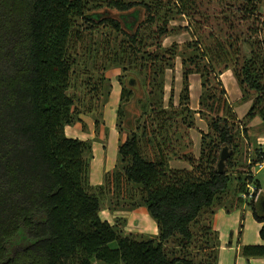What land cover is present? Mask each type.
Wrapping results in <instances>:
<instances>
[{
	"label": "trees",
	"instance_id": "1",
	"mask_svg": "<svg viewBox=\"0 0 264 264\" xmlns=\"http://www.w3.org/2000/svg\"><path fill=\"white\" fill-rule=\"evenodd\" d=\"M225 1L234 5L239 21L253 18L245 37L250 55L241 56L238 36L224 41L214 34L212 43L203 44L192 33L183 44H164L166 37L190 29L171 22L198 11V0H0V264H217L218 206L231 210L248 204L264 223V211L255 206L263 186L253 172L264 162V149L255 145L253 155L245 153L237 112L221 78L232 69L241 98L257 94L249 113L263 103L258 111L264 117V0ZM96 4L118 10L120 18L95 11ZM102 26L116 33L108 62L126 74L118 76L117 163L102 184L94 185V139L68 136L65 128L88 129L82 114L94 118L97 132L105 122L113 85L105 74L93 82L89 72ZM178 57L183 86L175 104L173 89L166 102V72L175 69ZM82 70L88 100L69 92L73 75ZM195 73L201 76L199 109L190 105ZM105 81L108 91L100 104ZM139 84L146 89L145 98L137 99L141 115L122 139L127 107ZM197 113L209 128L201 131L199 157L190 133L198 128ZM226 146L230 156L220 172ZM175 158L192 168L172 167ZM109 195L131 208L144 207L156 220L158 234L127 231L125 217L114 223L102 218ZM260 234L264 240V224ZM202 243L213 251L209 259L192 254ZM241 250L247 258L264 257V243Z\"/></svg>",
	"mask_w": 264,
	"mask_h": 264
},
{
	"label": "rangeland",
	"instance_id": "2",
	"mask_svg": "<svg viewBox=\"0 0 264 264\" xmlns=\"http://www.w3.org/2000/svg\"><path fill=\"white\" fill-rule=\"evenodd\" d=\"M198 1H199V5H198L199 9H197L198 11H193L191 13H188L185 16H179V19L173 20L171 22V24L174 26L189 25L190 29H185V28H188V26L185 27L180 32L181 34L176 37L177 39H174V37H170L171 35L166 37L164 39V44L170 45L172 42L176 40H178L177 42L183 44V42L193 38L192 33L194 34V36L196 34L198 38L200 39V41L203 42V44L212 43L214 41V37H213L214 34H216L218 38L224 41L225 40L227 41L228 39L233 40L234 36H238L239 38L238 42H240L239 45L241 47V56L243 57V55H250L251 50L248 45V42L245 41V37L247 36V27L253 23V18L250 17L248 20L239 21L238 20L239 13L238 12L234 13L235 11L234 5H229V4L227 5L225 0H198ZM93 9L95 11L102 12L106 16H112L114 18H120L121 16V13L118 10L113 9L111 7L108 8L106 5L96 4ZM222 10H224V12H222ZM260 10L264 14V2H262V6L260 7ZM263 32H264V29H263ZM115 37H116V33L112 28H110V26H107V27L102 26L100 31L95 35L94 45L99 49H98L97 56L94 58L93 66H92L91 61L89 62L90 63L89 72H91L93 76L92 78L93 82L97 81V78L99 75L105 74L107 77L111 79V82L120 83L118 80V76L120 74H126L123 72L121 66H118L116 64H111L110 62H108L106 52L109 50V48H113L115 46ZM177 59L180 60L181 57ZM174 73H176L175 69H174ZM133 74L136 76V73H133ZM169 74H171V70H169ZM85 76L86 74L84 73V70L79 71L77 72V74L73 75L72 77L73 85L71 89L69 90V92L73 94L77 93L78 96H81L82 99L85 98V100H88L90 98L89 97L90 95L86 93L87 88L85 85L81 84V82L85 81L84 80ZM229 76L231 77V80L225 77L226 81H224L222 76L221 78L227 89L229 101L232 102L233 107L237 112L235 116V122H236V125L239 126L238 135L240 137L238 138V140L243 144L245 148V153L247 155L249 154L253 155L255 145L262 146L264 149V117L258 111L260 107L263 106V103H258V107H256V111L253 114H250L249 111L251 109V106L254 103V99L257 94L254 92H251L250 96H248L245 99H242L241 97L243 93L240 89V86L237 82V79L232 69H230L229 71ZM138 80H140L139 77H138ZM172 81H173L172 84L169 85L166 89L167 90L166 96H165L166 102H168L169 100L172 89L173 91L175 89V79L173 78ZM99 89H100V92L102 93L100 94L99 92L100 97L97 99L100 100L99 103L101 104L105 99L106 92L108 91V81H105L102 84V86L99 87ZM238 90L240 92L241 97L234 100L236 95L238 94ZM145 96H146V89L141 84H139V86L135 88V97L129 103L127 107L126 116L124 117L123 138L122 139H124L127 136V134L136 127L137 121L139 120L141 111H142L140 108V104L137 103V99L142 98V97L145 98ZM174 102L175 104L179 103V98L177 99L175 94H174ZM117 109L118 107L116 108V111H115L116 115H117ZM82 115L88 116V114H82ZM200 117H201L200 114L196 115V119L197 118L200 119ZM144 119L143 118L140 119L141 122H143ZM202 119H203L202 122H204L205 119L204 118ZM243 126L246 127L247 132L243 131L244 130ZM197 129L199 130V132L202 131L200 130V128H197ZM96 133L98 132L96 131ZM107 133L110 134L109 129L107 130ZM193 147H194V140H193L192 149ZM247 148L249 150H247ZM260 164L261 163L256 164L253 167V172L260 179L262 186H263L262 188H263V193H264V166L261 167ZM249 190L250 192H252L254 190V186L251 185ZM250 200H252L251 196L247 198L248 202ZM242 206L243 205L232 208V210H235V209L240 210L241 224H239L238 227H240L241 229L244 228L243 223L245 221L246 211L250 210L249 208H246V207L243 210ZM139 208L140 207L131 208V206L128 203H125L123 199L122 200H118L116 198L110 199V195H109L108 197L104 199L103 209L101 210L100 214L102 218L104 219H107V216L109 218L113 217L114 215L118 216V214H125V215L128 214L131 216L132 211H136ZM109 211L112 212V215H109ZM206 215L212 216L211 213H207ZM130 227L133 228V231L136 230V226L134 224H132V226ZM212 252H213L212 250L206 249L204 247V243H202L193 249L192 254L198 259L206 260V259H209L208 255L213 254ZM94 264H100V262L98 260H95Z\"/></svg>",
	"mask_w": 264,
	"mask_h": 264
},
{
	"label": "crops",
	"instance_id": "3",
	"mask_svg": "<svg viewBox=\"0 0 264 264\" xmlns=\"http://www.w3.org/2000/svg\"><path fill=\"white\" fill-rule=\"evenodd\" d=\"M180 34L181 33L173 34L170 37H174V39H177L176 37ZM176 61V73H174V70L172 69H168L166 72V89L169 85L172 84V80L174 78V94L178 99L183 86V76L182 60L176 59ZM169 70H171V74H169ZM229 71L230 69L224 71L221 75L224 81H226V78L231 80V77L229 76ZM121 90L122 88L120 83L114 82L109 100L105 104V123L99 128L98 133H96L95 120L91 115H82L83 119L88 124V129L84 130L76 125H67L65 128L67 135L71 137H78L80 139L96 138L93 140L94 157L91 162L90 170V181L94 185L102 184L104 182L105 172L113 169L117 163L118 146L121 135L117 127V115L115 111L120 103ZM190 90L191 107L194 109H199L200 95L202 93L200 74L195 73L190 76ZM240 97L241 95L238 90V94L236 95L234 100ZM198 114L199 113H197L196 115ZM202 120L203 119L201 117L200 119L197 118L198 128H200V130L202 131H208V123L205 120L204 122H202ZM108 129L110 130V134L107 133ZM190 133L194 140V147L192 150L194 152V155L196 157H199L201 153L202 134L196 128H192L190 130ZM170 164L172 167L176 168H192L191 164L188 161L178 158L172 159L170 161ZM261 195L263 198L261 197ZM261 200H264L263 188L261 189L260 194L255 199V206L258 212L260 214H263L264 209L262 208H264V201L262 202ZM242 207L243 210L245 209V207L250 209L246 211L243 229L238 227L239 224H241V215L239 209L232 210L231 208V210H228L225 205H221L216 208V212L214 214V227L219 234L220 240L218 246L217 264H264V257L257 256L247 258L242 253L241 249L243 245L264 243V240L260 234V229L264 223L258 221L255 218L251 206H249L248 204H244ZM109 215H112L111 211H109ZM116 217H125L127 219L125 225V229L127 231L150 235H156L159 232L156 220L150 216V214L144 207H140L138 210L132 211L131 216L128 214H118V216L114 215L111 218L107 216V219L111 223H114ZM132 224L136 226V230L134 231L133 228L130 227L132 226Z\"/></svg>",
	"mask_w": 264,
	"mask_h": 264
},
{
	"label": "water",
	"instance_id": "4",
	"mask_svg": "<svg viewBox=\"0 0 264 264\" xmlns=\"http://www.w3.org/2000/svg\"><path fill=\"white\" fill-rule=\"evenodd\" d=\"M230 156V152L228 147H224L221 151V156H220V160L218 163V167H219V171L223 172L225 169V164H226V160L229 158Z\"/></svg>",
	"mask_w": 264,
	"mask_h": 264
},
{
	"label": "built area",
	"instance_id": "5",
	"mask_svg": "<svg viewBox=\"0 0 264 264\" xmlns=\"http://www.w3.org/2000/svg\"><path fill=\"white\" fill-rule=\"evenodd\" d=\"M260 166L263 167V166H264V162H262V163L260 164Z\"/></svg>",
	"mask_w": 264,
	"mask_h": 264
}]
</instances>
